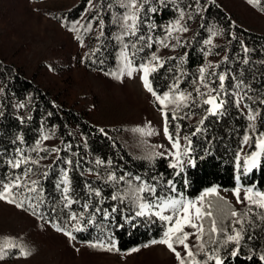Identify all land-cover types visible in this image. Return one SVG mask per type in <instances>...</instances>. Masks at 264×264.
Listing matches in <instances>:
<instances>
[{"label": "trees", "instance_id": "1", "mask_svg": "<svg viewBox=\"0 0 264 264\" xmlns=\"http://www.w3.org/2000/svg\"><path fill=\"white\" fill-rule=\"evenodd\" d=\"M109 3L113 5L111 9L107 7ZM93 4L95 7L89 4V0H80L72 8L57 13V19L69 31L73 24L79 22V31L71 32L75 37L80 36L85 44L83 65L89 72L113 78L105 73L116 71L123 43H136L137 48L143 47V51L135 56L137 63L147 62L153 53L160 57L163 67L149 76L154 90L162 94L178 78L180 90L192 93L196 100L195 103L191 100L186 102L190 106L181 105L176 109V115L180 119L173 120V105L162 108L152 96L155 106L163 114L169 113V132L174 137L176 125H180V151L183 152L187 145L185 136L192 140L191 158L194 163L189 164V157L183 156L182 171L180 168L170 167L175 162L174 157L157 152L146 142L129 140V121L116 107L103 101L94 111L91 109L92 102L81 105L79 102H71L63 91H55L44 85L36 72H30L23 65L0 54V181L6 182L15 175L22 176L24 169L32 168L27 179L39 181L44 200L39 211L44 214L45 219L41 220L30 211L21 210L34 216L39 222L46 223L49 220L63 223L71 212L84 213L85 220L92 219L93 223L86 224L82 221L84 230L73 233L76 240L89 243L99 239L107 243L111 238L119 249L114 252H123L147 244L153 239H160L164 231L155 216L147 213L135 216L139 209L128 198L129 183L135 188L141 182H146L154 184L158 192H167L166 182L172 180L177 191L189 199L199 197L212 187L234 189L237 175H240L244 186L256 184L257 188H263L264 152L261 153V166L247 175L237 168V154L241 153L245 145L247 155L256 150L254 140L251 139L241 148L249 124L247 111L242 107L244 103L260 110L261 115L255 123L260 131H264V105L258 103L264 99V26L243 22L221 0H199L198 5L197 0H167V6L159 5L158 0H150L145 9L154 6L159 10L156 13H142L143 22L137 33L145 38H153V46L148 48L143 42L137 41L136 36L117 39L121 36V28L113 21L123 11L118 7L117 0H93ZM189 5L192 7L189 8ZM179 8L186 12L184 23L188 31L173 32L169 36L166 28L177 18ZM197 8L200 10L197 11ZM253 10L264 17V12L254 7ZM189 16L191 19H188ZM99 18L104 20L102 36ZM90 21L92 29L85 30L84 25ZM150 24L155 27L150 29ZM217 30L222 34L212 36L211 31ZM208 39H211V44H205ZM159 40H164L168 46L157 43ZM243 46L249 49L247 53ZM68 60L71 61L70 57ZM245 60L248 62L245 63ZM65 65L59 59L44 63L47 69L51 66L55 72ZM201 67L206 68L205 83L215 88L219 86L218 79L210 73H226L225 90L228 93H243V89L235 88L237 81L243 80L249 86V100H242L241 107L238 108L233 95L229 94L225 97L226 110L223 114L208 115L205 111L207 106L203 105L202 99L196 94L197 88L200 93L208 91L199 82ZM88 98L91 97L83 95V99ZM21 104L24 107H19ZM201 119H204L203 125L199 124ZM197 127H201V132L192 135ZM44 135L49 136V139L42 140ZM38 140L39 148L46 151H33L37 149ZM17 149H21L30 161L20 169H12L7 161L20 158ZM52 149L59 151L53 152ZM68 160L72 161L71 165L67 163ZM98 160L102 163L97 164ZM64 170L68 171L70 180L68 195L76 201L70 208L63 207L62 187L57 188ZM45 172L47 176L44 175ZM109 173H114L117 177L124 176L125 181H108ZM137 176L141 181L135 180ZM89 186L92 190H99L101 196L97 197L94 192H90ZM117 192L125 196L123 202L111 199ZM85 203L89 204L88 209L83 208ZM203 203H211L214 211L222 209L225 213L232 209L238 212L246 210L245 205L233 207L217 192L205 197ZM53 208L56 209L54 213ZM113 208L116 211L113 212ZM230 222V216H226L224 223ZM203 223L206 229L203 239L207 242L210 220L205 219ZM253 230V240L241 241L244 247L239 257L232 258L228 255L232 245L223 249L221 255L225 257V264H260L258 256L261 249H264V226L256 223L248 231ZM218 239L222 241L223 237ZM191 247L193 251L198 250L196 239ZM207 247L211 245L206 244ZM14 253L16 252L11 254ZM248 255H252L253 259H245Z\"/></svg>", "mask_w": 264, "mask_h": 264}, {"label": "snow or ice", "instance_id": "2", "mask_svg": "<svg viewBox=\"0 0 264 264\" xmlns=\"http://www.w3.org/2000/svg\"><path fill=\"white\" fill-rule=\"evenodd\" d=\"M150 0H117V5L120 9H123L121 13H118L114 18V23H116L121 28V36H118L117 39H122V37L136 36L137 41L143 42L148 48L153 46V38L148 36L145 38L143 35H137L140 29V24L142 21V13L150 11L151 13H156L159 9L154 6H150L145 9V5L149 4ZM159 5L167 6V0H158ZM247 3L254 8H257L261 12H264V0H247ZM89 4L95 7L93 0H89ZM199 0H197V5ZM109 9L113 7L111 3L107 5ZM189 8L192 6L189 5ZM200 9L197 8V11ZM177 18L167 26L166 31L169 36L173 32H187L188 28L184 23L186 12L183 8H179ZM97 19V17H93ZM188 19H191L189 16ZM79 22H77L78 24ZM77 24H73L71 31H79ZM148 27L154 28V24L148 25ZM85 30L90 31L92 29L91 21L84 25ZM99 29L100 35H103L104 29V20L99 18ZM222 34L220 30L211 31L212 36H217ZM83 46V40L80 36L76 37ZM99 38V37H97ZM157 43L163 44L165 47L168 45L165 44L164 40H159ZM211 39L205 41V44H211ZM245 53L249 51L246 46H243ZM143 51V47L137 48L136 43H123V47L120 50L119 63L117 65L116 71L105 73L106 75L112 76L114 79L122 80L127 77L130 79H135L139 77L142 86L146 89L151 95L159 102V105L167 107L169 104L173 105V110L171 118L173 120L180 119L176 115V109L180 108L181 105L190 106L186 102L191 100L192 103H195V97L192 93H186L180 90V81L177 80L170 86L168 91H164L162 94H158L154 90L152 82L149 79L150 73H155L159 68L163 67V61L160 57L154 53L147 60V62L141 61L137 63L135 61V56L138 52ZM95 53H93L94 55ZM245 63L248 61L245 60ZM50 67V70H53ZM211 67V66H208ZM205 72L206 68L201 67L199 69V82L203 85L204 88L208 89L206 93H200L199 88L196 89V94L202 99L203 105H206L207 108L205 111L208 115L220 116L223 114L226 104L225 97L229 94L233 95L235 104L238 108L241 107V101H248L249 96L247 90L248 85L244 83L243 80L237 81L235 88L237 90L243 89L241 92H232L228 93L225 90V80L227 78L226 73L217 74L215 72L210 73V75L215 76L218 79L219 86L218 88L211 87L208 83H205ZM235 79V78H234ZM239 97V98H236ZM260 105H264V99L258 101ZM19 107H24L23 104ZM247 111V120L249 121L248 130L243 136V148L244 144H247L250 139L254 140V148L256 150L251 151V153L245 156L242 161L243 168L242 173L247 175L252 173L254 169H257L261 166V153L264 152V131H260L255 121L257 117L261 115L260 110L253 108L251 104L244 103L242 106ZM168 117L169 113H164V135L171 141L172 149L176 150L174 153H171L174 157V163L170 164L172 168H180L183 170L184 160L183 156L189 157L188 163L193 164L194 160L191 158L192 152V140L185 136L184 140L187 141V145L184 147L183 152L180 151L181 143L179 136L180 125L177 124V132L175 137L169 132L168 127ZM206 119V117H205ZM204 119L199 121L200 125H203ZM201 127H197L192 135H196L201 132ZM103 131V129H101ZM138 131L144 133L145 135H152L151 130L145 131L139 129ZM254 133V135H253ZM42 140H48L49 136L44 135L41 137ZM37 149L33 151H46L45 149L39 148L40 141L37 142ZM20 153V158L8 160L7 163L12 169H20L23 164H27L30 161V158L27 157L21 149L16 150ZM53 152H58L59 149H52ZM163 155V154H161ZM237 168L241 167L240 164V155L237 154ZM32 163H38V161H31ZM67 163L71 165L72 161L68 160ZM102 163L97 161V164ZM33 171L32 168H26L23 170V175H15L11 180L0 181V201H3L9 205H13L16 208L30 211L32 215L37 216L39 219H45V216L42 212L39 211L41 204L44 203L42 196V189L39 187L38 180H29L27 177L29 173ZM179 174V173H177ZM47 176V172L44 173ZM107 180L111 182H124L125 177H117L114 173H109L107 175ZM136 181H141L139 176L135 177ZM70 180L68 171L64 170L62 172V179L57 188L62 187L63 193V207L70 208L73 203H76L68 195ZM167 192H158L157 187L154 184H147L146 182H141L135 188L129 183V193L128 198L133 204H136L138 211L135 212V216H144L146 213L152 216H155L162 224L164 231L160 239H153L150 244H146L143 247L147 248L150 245H164L169 249L175 256L178 261V264H225V257L221 255V252L224 248H227L229 245H232L231 250L228 252V255L232 258H237L240 256L244 245L241 241H250L255 238L254 230L249 232V229H252L253 225L256 223L264 226V190L257 188L256 184L243 187V196H241L242 184L240 175L236 176V186L232 190L233 195L236 198L238 204H245L246 210L243 212H238L234 209L225 213L222 209L214 211V206L211 203L205 205L204 199L208 195L217 192V188L212 187L206 189L197 199H189L184 196L183 193L178 192L176 186L172 180H168ZM90 192H94V195L99 197L101 192L99 190H92L89 186ZM171 193H175L172 195ZM112 200H120L123 202L125 196H122L119 192L111 196ZM227 203V202H225ZM84 209L89 208V204L85 203L83 205ZM55 208L52 209L54 213ZM99 211V209H97ZM116 211L113 208V212ZM226 216H230V224L224 223ZM205 219L210 220V227L207 229L208 232V241L205 242L203 237L205 234V227L203 221ZM86 224L93 223L92 219L85 220L84 213L71 212L67 219L63 223L53 222L49 220L52 227L57 233L64 235L70 240H75L76 237L73 235L74 232H80L84 230L81 222ZM186 227L195 229V233H189L185 231ZM194 235L197 241V251H193L192 247L189 245L188 241L190 236ZM223 237L221 241L218 239ZM246 237V240H245ZM211 245V247H207ZM88 247L104 251H119L116 247L115 240L109 238L107 243L103 240H96L95 242H89ZM177 246H180L184 250L182 255L181 251L177 250ZM140 249L133 248L132 252H137ZM13 251L17 252L20 257L27 258L32 255V250L27 247V245L18 242L16 239L11 237H5L4 242L0 244V260L6 259ZM79 251V249H77ZM198 257H201L198 259ZM247 260H252L253 256L248 255L245 257ZM260 264H264V249H261V252L258 256Z\"/></svg>", "mask_w": 264, "mask_h": 264}, {"label": "rangeland", "instance_id": "3", "mask_svg": "<svg viewBox=\"0 0 264 264\" xmlns=\"http://www.w3.org/2000/svg\"><path fill=\"white\" fill-rule=\"evenodd\" d=\"M79 1L0 0V54L30 72H36L44 85L63 91L71 102H79V105L92 102L91 109L95 111L101 102L106 101L128 119L130 141L146 142L157 152L173 157L171 153L176 150L172 149L171 141L163 132V111L155 106L151 93L144 89L139 77L117 80L89 72L83 65L84 42L82 46L57 19V13L72 8ZM221 1L243 22L264 26V17L256 13L247 0ZM55 59L66 63L58 72L44 66L47 61ZM83 95L91 98L83 99ZM139 129L151 130L153 134L145 135ZM246 147L239 154L240 171L247 156ZM243 187L242 184L241 196ZM259 189L264 190V187ZM232 190L217 188V193L235 208L244 206L236 202ZM185 231L195 233L196 230L186 227ZM5 237L27 245L32 255L24 258L16 252L0 260V264H178L174 254L164 245L145 248L144 244L136 247L140 249L137 252L131 249L123 252L93 249L87 246L88 243L70 240L57 233L51 224L39 222L27 212L0 201V244ZM194 239V235L190 236V246ZM177 250L184 254L182 247L177 246Z\"/></svg>", "mask_w": 264, "mask_h": 264}]
</instances>
